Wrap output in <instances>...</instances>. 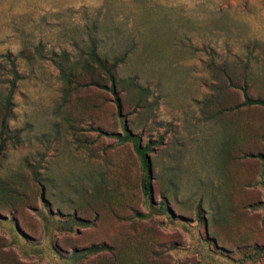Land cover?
I'll use <instances>...</instances> for the list:
<instances>
[{"label":"rangeland","instance_id":"374dc122","mask_svg":"<svg viewBox=\"0 0 264 264\" xmlns=\"http://www.w3.org/2000/svg\"><path fill=\"white\" fill-rule=\"evenodd\" d=\"M92 48L145 100L67 86ZM244 87L264 99V0H0V264H264Z\"/></svg>","mask_w":264,"mask_h":264},{"label":"trees","instance_id":"16d2710c","mask_svg":"<svg viewBox=\"0 0 264 264\" xmlns=\"http://www.w3.org/2000/svg\"><path fill=\"white\" fill-rule=\"evenodd\" d=\"M123 59L121 58H116L112 61H110L106 56H100L95 48H92L89 54L88 60L83 61L84 66L90 71V78L88 81H84L83 77H79L76 75V71L78 69V61H73L69 65L66 63L61 67L60 73H61V78L65 81L67 86H72V87H80L82 85L88 86V87H101L104 88L108 91H110L113 96H114V103L117 106V111L120 110L121 107V100L120 96L118 95L116 88L119 87L121 90L124 91V94L127 95L132 89L136 88L138 89V97H137V102H142L144 101V96L143 92L144 89L139 87L135 81L130 78H121L117 75V67L118 64L121 63ZM16 81V76L11 79V89H13L14 84ZM244 103L245 104H258L264 107V99L263 98H251L248 96L247 91L244 87ZM118 117L121 118V114H118ZM3 120H6V117H3ZM122 128H123V133H110L114 134L119 141L131 139L134 143V146L137 148V151H139L141 154L145 152L146 149L150 147V142H147L145 146H141L140 140L138 137H134L130 131L127 129L126 124L124 123V120H122ZM69 129L71 134L74 135L75 139L77 142L82 141L81 138L78 137V131L76 126L74 124H69ZM83 140V144H85ZM264 164V156L263 155H258ZM143 183V189L145 191L150 192V186L148 183L147 178L142 179Z\"/></svg>","mask_w":264,"mask_h":264}]
</instances>
